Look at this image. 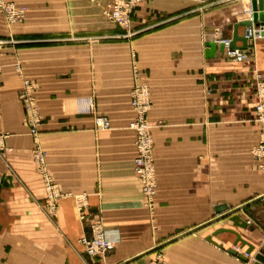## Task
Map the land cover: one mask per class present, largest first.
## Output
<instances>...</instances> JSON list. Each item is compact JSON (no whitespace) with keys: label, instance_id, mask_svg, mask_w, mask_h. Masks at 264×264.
<instances>
[{"label":"crops","instance_id":"1","mask_svg":"<svg viewBox=\"0 0 264 264\" xmlns=\"http://www.w3.org/2000/svg\"><path fill=\"white\" fill-rule=\"evenodd\" d=\"M14 1L29 9L32 31L0 32V40L15 42L0 49V134L8 135L0 151V264H122L191 230L144 260L256 264L264 250V199L238 214L248 229L230 218L214 223L264 196V171L251 155L264 140L253 82L264 77V37L240 64L220 48L235 25L250 19L249 1L146 0L131 15L137 35L130 40L104 16L111 0ZM15 62L35 84L39 141L50 175L68 196L56 219L43 208ZM135 83L148 86L152 100V212L133 170ZM97 118L109 128L99 129ZM83 196L84 219L76 201ZM219 206L228 210L218 215ZM94 222L114 242L102 258H89L81 244ZM220 230L238 233L255 251L246 255L232 233L214 236Z\"/></svg>","mask_w":264,"mask_h":264},{"label":"built area","instance_id":"2","mask_svg":"<svg viewBox=\"0 0 264 264\" xmlns=\"http://www.w3.org/2000/svg\"><path fill=\"white\" fill-rule=\"evenodd\" d=\"M1 1V0H0ZM146 0H111L106 7L104 8V16L106 20L118 27L120 30L125 32V38L132 39L137 35V33L133 32L131 29V15L133 11L141 6ZM250 4L252 1L258 0H248ZM8 18L15 22L19 18H23L24 12L17 11L12 7H9L5 10ZM246 15L250 16V19L253 15L252 6L249 9H244ZM249 19V20H250ZM248 37L252 38L249 40V48L247 51H230L228 46L230 43V39L220 41L221 44L225 45V55L228 60L240 64L243 63L251 54L252 48L251 44L256 41L258 37H255L252 29H248L247 31ZM6 43L0 42V47L5 46ZM2 66L0 65V75L2 73ZM135 77H138V71L134 67ZM260 85L259 93H258V103L256 104V113L258 116L259 122L264 126V80L258 76ZM27 89V92L25 91ZM31 88L28 82L22 88V93L20 94V99L25 101V110L27 113L28 123H29V131L31 134L36 135L38 130V125L40 122L39 112L36 107V101L30 92ZM133 99V110L135 111L136 118L131 123L130 128L137 133H140L141 139H139V143L137 144V157L134 160L136 165V175L141 181V185L143 188V193L145 197L152 202L156 189H157V179H156V168H155V159L152 152V141L149 136L150 134V126L147 122L148 112L151 106V100L149 96V91L147 90L146 85H137L135 90L132 93ZM4 146L0 145V150H3ZM35 162L39 165V173L43 176L44 189H45V201H44V211L51 216L57 217L60 211V205L63 200H65L68 196L62 194L57 186V184L42 170H40V166L43 164L44 159L40 155V153H36ZM251 155L253 158L260 162V169L264 171V140H262L258 145H256ZM78 212L82 219H84V209L86 208V197H78L76 198ZM151 207V206H150ZM250 225V222H248ZM92 235L90 238H83L81 240V244L84 247L85 254L90 258H97L105 255L106 252L113 249V242L109 240L106 236L105 230L100 222H95L91 226ZM158 261V260H156ZM156 261H150L146 264H156ZM162 264V263H161Z\"/></svg>","mask_w":264,"mask_h":264},{"label":"rangeland","instance_id":"3","mask_svg":"<svg viewBox=\"0 0 264 264\" xmlns=\"http://www.w3.org/2000/svg\"><path fill=\"white\" fill-rule=\"evenodd\" d=\"M235 1H239V0H235ZM242 1V0H240ZM250 3V1H249ZM9 7H12L14 8L15 10L17 11H23L25 14L23 15L24 17L23 18H19L18 20H16L15 22H12L8 16H7V13L5 12L6 9H8ZM251 7V5H250ZM249 9V8H248ZM28 12H29V9L26 7V6H22V5H19L17 2H15L14 0H1L0 1V32H31L32 29H27L26 27V24L28 23L27 22V15H28ZM246 14V12H245ZM118 28V27H117ZM125 38V35L123 36ZM125 39H128V38H125ZM130 40V39H128ZM0 42H4L6 43V45H12L14 44L15 42L12 41V40H0ZM216 43V42H215ZM252 46L255 44V42L253 43H250ZM5 45V46H6ZM5 46H1L0 49L2 47H5ZM1 65V64H0ZM2 66V65H1ZM2 72H3V69H4V66H2ZM13 69L15 71V73L17 74L18 78H19V81H20V88H19V91H18V99L20 100V102L22 103L23 105V109H24V113H25V120H26V125H27V128H28V135L30 136V138L32 139L33 141V148H32V151H31V157H32V162L34 164V167H35V171L37 172V174L39 175V177L41 178V181H42V185H43V190H44V194H45V189H44V182H43V176L40 175L39 173V165L37 164V162H35V157H36V153H40V155L42 156V158L44 159V162L43 164L40 166V170H42L43 172L45 173H42V174H46L47 176H49L54 182L55 180L52 178V176L50 175L49 173V170H48V165H47V153L45 152V150L42 148L41 144H40V141H39V135H40V132H38L36 135H33L31 134V132L29 131V123H28V118H27V113H26V110H25V101H22L20 99V94L23 92L22 91V88L23 86L25 85L26 82H28L31 90V94L32 96L34 97L35 101H36V107L38 109V112H39V118H40V122H39V125H38V130H39V126L41 124V115H40V111H39V107H38V102H37V99H36V96H35V84L33 83V81L31 79H29L28 77H26L23 73V70L21 69V67L15 62V64L13 65ZM258 76H260L263 80H264V77L260 74H256L255 77H254V94H255V97H256V104L258 103V93H259V88L258 86L260 85L259 83V79ZM141 85V84H140ZM137 86V84L135 83L134 87L132 88V91H131V101H130V107H131V110L133 112V119L130 121L129 123V126L128 128L134 132L135 134V149H136V156H135V159L137 157V144L140 142L139 139H141V135L140 133H137L135 132L134 130H132L130 128L131 126V123L135 120L136 118V115H135V111L133 110V99H132V93H133V90H135V87ZM143 86V85H142ZM147 90L149 91V96H150V100H151V93H150V90L147 86ZM25 91L27 92V89H25ZM256 104H255V113H256ZM152 108V100H151V106ZM151 108L148 112V116H147V122L150 126V138H151V141H152V145H153V148H152V152L154 151V133H153V129L154 127L152 126L150 120H149V113L151 111ZM255 123L258 124L260 127H261V130H264V126L259 122L258 120V116H257V113H256V117H255ZM96 125L99 129H108L109 128V123L107 121L106 118H97L96 119ZM8 138V135L7 134H0V145H4V142L5 140ZM263 140V139H262ZM261 140V141H262ZM260 141V142H261ZM259 142V143H260ZM258 143V144H259ZM257 144V145H258ZM5 150V146H4V149ZM253 150V149H252ZM251 150V152H252ZM2 151V150H0ZM154 156V154H153ZM253 157V156H252ZM134 159V160H135ZM155 159V157H154ZM254 159V158H253ZM255 160V159H254ZM256 161V160H255ZM155 168H156V164H155ZM260 168V167H259ZM133 170H134V174L135 176L137 177V179L139 180L140 184H141V181L140 179L138 178V176L136 175V165H135V162H133ZM261 170V169H260ZM156 176H157V169H156ZM157 179V177H156ZM56 183V182H55ZM57 184V183H56ZM60 192L62 194H64L59 185L57 184ZM142 187V185H141ZM157 192H158V181H157V189H156V193H155V196L152 200V202H149V200L145 197L144 193H143V188H142V194L144 196V198L146 199V206L149 208V210L152 212L154 210V207H155V199H156V196H157ZM44 201H45V198H44ZM86 204H87V198H86ZM151 206V207H150ZM46 213V212H45ZM47 215H49L50 217L56 219L57 217H54V216H51L50 214L46 213ZM95 223V222H94ZM93 223V224H94ZM92 226V225H91ZM91 229V227H90ZM104 229V227H103ZM105 230V229H104ZM152 230L155 231L156 230V227L152 226ZM105 233H106V230H105ZM92 235V231L90 233V237ZM89 237V238H90ZM113 248H114V242H113ZM112 250V249H111ZM109 250L108 252L105 253V255L101 256L102 257H105L107 256V254L111 251ZM236 251V250H235ZM249 256V255H248ZM90 258V257H89ZM97 258H100V257H97ZM158 258V257H157ZM160 258V257H159ZM158 260V261H156ZM156 264H165L164 261H162V259H156ZM147 263V262H146ZM133 264H138V263H133Z\"/></svg>","mask_w":264,"mask_h":264},{"label":"water","instance_id":"4","mask_svg":"<svg viewBox=\"0 0 264 264\" xmlns=\"http://www.w3.org/2000/svg\"><path fill=\"white\" fill-rule=\"evenodd\" d=\"M252 6V10H253V15L252 18L246 22H241L237 25L234 26V32H233V37L232 39H230V43H229V50L230 51H235V50H239V51H247L249 48V40L252 38L248 37V29H255L257 32L255 33L256 37H264V0H258V1H252L251 3ZM245 28V34L242 36L239 34V28ZM259 31V32H258ZM238 43H241L242 46H238ZM215 46V43L213 44H209V48H213ZM221 51L224 52L225 51V45L221 44ZM264 199L263 197L257 198L251 202H249L248 204H245L244 206H241L240 208H238L237 210L231 211L228 214H226L225 216L217 219L214 221L218 222L224 218H230L231 221L235 224L236 227L241 228V229H248L249 228V223L244 221L238 214L243 211L244 209L248 208L249 206L261 201ZM228 209L226 206H219L216 209V213L218 215H220L223 212H226ZM199 230V229H198ZM196 230H191L190 232L184 233L176 238H174L173 240L168 241L165 244H162L161 246L137 257L134 258L132 260H129L127 262H124L122 264H133V263H138V264H146V261L144 260L148 255L164 248L165 246L179 240L180 238H183L189 234L194 233ZM221 233H232L236 236V242H235V246H237L238 244H242L243 247L247 246L248 250L246 251V255H251L254 251L255 248L253 246H251L249 243H247L245 240L242 239V237L231 230H220L218 232H216L214 234V236H217ZM208 241L211 243H214L212 238H208ZM215 245H217L216 243H214ZM220 248H223V246L221 245H217ZM230 253L234 256L237 255L236 251H230ZM242 260H246V258L241 257ZM256 264H264V250H259V252L256 254L255 258H254Z\"/></svg>","mask_w":264,"mask_h":264},{"label":"bare ground","instance_id":"5","mask_svg":"<svg viewBox=\"0 0 264 264\" xmlns=\"http://www.w3.org/2000/svg\"><path fill=\"white\" fill-rule=\"evenodd\" d=\"M252 32L254 33V28L252 29Z\"/></svg>","mask_w":264,"mask_h":264}]
</instances>
